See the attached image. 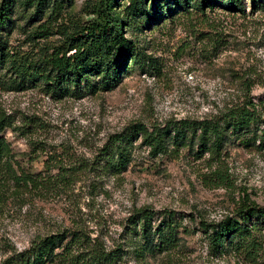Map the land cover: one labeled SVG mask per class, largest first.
I'll use <instances>...</instances> for the list:
<instances>
[{
	"label": "rangeland",
	"instance_id": "1",
	"mask_svg": "<svg viewBox=\"0 0 264 264\" xmlns=\"http://www.w3.org/2000/svg\"><path fill=\"white\" fill-rule=\"evenodd\" d=\"M130 1L117 0L114 11L128 23L124 35L140 56L128 61L114 90L64 95L41 84L19 92L0 87V118L9 123L0 132L8 149L0 164V264L65 232L83 236V247L74 251L85 253L81 264H94L96 252H105L104 264H264V234L252 255L226 244L217 250L200 229L201 221L217 226L237 220L248 203L264 208L259 139L255 145L233 140L220 159H197L187 149L153 158L138 140L121 174L102 160L109 143L138 124L152 132L221 120L250 101L264 121V0H241L242 13L227 9L225 0H212L218 7L201 12L192 6L201 0H194L188 13L173 6L172 18L150 27L127 17ZM90 4L75 0L62 22L89 20ZM47 21L25 30L27 22L20 21L12 48L33 56L62 44L64 37L55 34L37 46L27 43ZM22 175L34 183L17 184ZM143 210L156 214L153 228L165 212L176 215L181 229L170 249L161 250L156 240V252L142 251L132 222Z\"/></svg>",
	"mask_w": 264,
	"mask_h": 264
},
{
	"label": "trees",
	"instance_id": "2",
	"mask_svg": "<svg viewBox=\"0 0 264 264\" xmlns=\"http://www.w3.org/2000/svg\"><path fill=\"white\" fill-rule=\"evenodd\" d=\"M194 0H131L125 12L131 21L141 20L150 27L166 16L172 18L176 10L189 12ZM226 7L234 12H244L241 0H225ZM75 0H2L0 3V87L19 92L27 87L44 85L52 93L82 95L93 90L110 92L118 87L126 73L129 60L135 63L140 53L135 44L124 35L128 23H122L115 13L117 0H89L91 4L85 15L89 20L62 22L64 14L74 5ZM224 3V0H223ZM175 6L176 10L173 8ZM198 11L215 10L218 6L212 0L196 1L192 5ZM20 15V19H17ZM47 16V23L36 27L28 35L27 43L37 46L49 37L59 35L64 42L58 46L39 50L38 55L22 54L10 45V37L20 21L33 27ZM56 30V31H55ZM127 30V29H126ZM264 124L258 108L250 101L247 105L231 111L221 120L194 122L177 127L154 128L150 132L138 124L112 140L104 150L102 159L105 167L121 174L133 162L134 143L141 140V146L151 150V156H167L187 149L197 159L211 154L220 159L231 142L255 145L259 139L264 149ZM9 126L0 118V132ZM140 146V147H141ZM173 147L175 149H173ZM7 145L0 141V164ZM219 173H217L218 175ZM222 176V174H219ZM17 184L32 185V177H15ZM227 178H221L224 186ZM155 213L143 210L133 218L134 233L141 242V249L155 252L154 242H160V249H170L181 229L172 212L164 213V221L153 228ZM237 220L227 219L215 226L204 221L200 229L208 234L217 250L232 247L235 252L247 251L257 254V238L264 234V208L248 203L242 206ZM82 235L65 232L35 242L27 251L15 253L3 264H81L85 253L75 256V250L83 247ZM62 252H57V250ZM160 250V251H161ZM94 264H104L105 252L91 255ZM85 261H82L84 264Z\"/></svg>",
	"mask_w": 264,
	"mask_h": 264
}]
</instances>
